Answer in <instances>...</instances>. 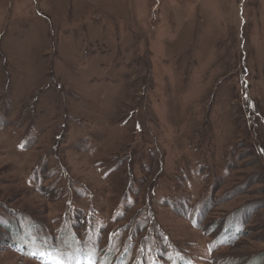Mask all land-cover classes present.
<instances>
[{
  "label": "rangeland",
  "instance_id": "374dc122",
  "mask_svg": "<svg viewBox=\"0 0 264 264\" xmlns=\"http://www.w3.org/2000/svg\"><path fill=\"white\" fill-rule=\"evenodd\" d=\"M145 245L264 264V0H0V264Z\"/></svg>",
  "mask_w": 264,
  "mask_h": 264
},
{
  "label": "trees",
  "instance_id": "16d2710c",
  "mask_svg": "<svg viewBox=\"0 0 264 264\" xmlns=\"http://www.w3.org/2000/svg\"><path fill=\"white\" fill-rule=\"evenodd\" d=\"M154 192V196H156V198L158 199V200H162V199H160V197L158 196V194L156 193V190H153L152 191V193ZM122 205V204H121ZM120 206V205H119ZM118 206V207H119ZM123 206V205H122ZM117 207V208H118ZM92 214V213H91ZM88 221H90V219H87ZM5 230H6V232H8V231H11L10 230V228H8V227H5L4 228ZM94 231V230H93ZM91 235H93L94 237H95V235L94 234H91ZM97 238H100V236H96ZM130 245H131V243L129 242L128 243V247H130ZM100 250H102L103 252H104V250L103 249H100V248H97L96 249V251L95 252H93L91 255H88V257H91V258H93L94 259V256H97V254H103V252L101 251L100 252ZM142 250H143V252H144V255H143V257H141V260H140V263H138V264H163V262H162V260H161V258L160 257H156V256H154V254L156 253V252H152V253H150L149 252V249H148V247L145 245L143 248H142ZM56 251H58V250H56ZM59 252V251H58ZM86 252V251H85ZM85 252H83V251H81V252H77L78 254H79V258H81L82 256H84V255H87V254H85ZM174 262L175 261H171V263L170 264H174Z\"/></svg>",
  "mask_w": 264,
  "mask_h": 264
}]
</instances>
